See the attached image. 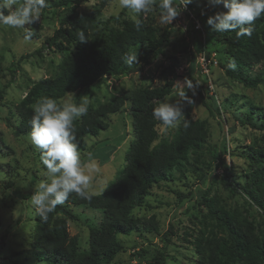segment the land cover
<instances>
[{"label": "rangeland", "instance_id": "obj_1", "mask_svg": "<svg viewBox=\"0 0 264 264\" xmlns=\"http://www.w3.org/2000/svg\"><path fill=\"white\" fill-rule=\"evenodd\" d=\"M52 1L41 11L40 19L31 25L34 35L29 41H23L22 30L0 25V91H3L0 101V264H52L31 247L38 214L31 205V195L39 181L45 179L39 152L28 133L20 137L13 133L19 123L18 104L29 88L41 79L53 77L60 62L69 55L55 48H43L45 39L59 28L65 14L58 6L64 0ZM175 3L180 14L172 23L160 22L158 8L141 16L155 26L158 33L166 26L171 27L169 43L161 56L136 72L104 77L90 88L74 93V97L65 95L60 100V103L64 100L81 103L87 99L88 109L96 108L134 88H159L172 81L171 93L162 102L173 103L183 114L187 112L193 119L208 123V143L198 170L174 172L169 180L151 186L148 196L140 200L131 213L140 223L139 230L129 236H116L123 252L111 264H144L160 252L166 255L164 264H198L193 240L210 230L212 221L207 215V205H213V200L224 209L238 208L257 221L264 219L242 194L225 190L220 182L221 161L230 168V179L239 181L248 168V161L242 156L245 147L264 149V132L243 122L246 111L251 108L264 110V82L254 90L247 89L227 78L220 68V63H227L229 59L223 55V47L213 45V31L206 20L216 12L227 11L223 5L210 6L206 0H198L185 8L183 0H175ZM122 10L118 0H88L77 8L81 15L95 16L100 21ZM191 14L199 21L202 31L195 30ZM132 15L126 9L123 18L133 20ZM204 54L217 62L207 75L197 63V58ZM20 57H24L23 60L17 68L13 67ZM11 70L15 71L13 77ZM259 73L264 75V62L252 66L246 75L253 77ZM129 107L126 103L123 112L108 117L107 130L83 140L82 161L87 163L91 155L96 164V171L87 173L92 176L90 194L103 193L125 166L124 155L133 140ZM177 127H158L160 138L170 141ZM189 160L192 168L195 164L191 158ZM69 209L79 220L67 222L68 233L76 237L79 250L85 251L89 230L99 227L102 212L83 205H70Z\"/></svg>", "mask_w": 264, "mask_h": 264}, {"label": "trees", "instance_id": "obj_2", "mask_svg": "<svg viewBox=\"0 0 264 264\" xmlns=\"http://www.w3.org/2000/svg\"><path fill=\"white\" fill-rule=\"evenodd\" d=\"M87 1L64 0L59 3L65 14L59 28L45 39L43 48H55L69 55L60 62L53 77L35 82L19 102V123L13 130L16 137L31 131L29 121L37 99L47 96L60 103L66 93L90 88L104 77L136 72L161 56L164 46L168 45L170 26L158 33L155 26L141 18L143 26L137 31L134 20L123 18L126 9L106 21L83 16L77 8ZM196 2L198 0H193V4ZM251 27V36L240 38L234 31H213V45L223 47V55L229 59L227 63H220L225 76L254 90L264 82V75L259 73L250 77L246 72L264 62V14ZM81 30L86 34V43L78 39L77 33ZM125 55L137 56L134 66L126 65ZM23 58L12 66L17 68ZM230 64L235 67H229ZM14 72L11 70L12 77ZM171 82L159 88L138 87L123 92L112 102L89 108L86 115L74 122L75 142L80 152L85 148L84 138L97 137L101 131L107 130L108 117L123 112L125 104L129 103L133 140L124 155V168L103 193L91 194L90 200L71 193L64 204L57 205L47 215V219L36 215L31 247L42 254L43 260L52 264H111L123 252L116 236H129L139 230L140 223L131 213L140 200L148 196L151 186L169 180L174 172L198 170L208 143L207 121L193 119L185 112L184 118L189 126L184 128L181 120L171 140L166 141L158 133L160 122L152 116L153 108L171 93ZM2 95L3 91H0V101ZM75 103L79 104V101ZM243 122L264 132V110L251 108L246 111ZM242 156L248 161V168L239 181L230 179V168L221 161V185L231 193L242 194L264 216V149L245 147ZM190 158L195 164L192 168L189 167ZM216 203L213 200V205H207V215L212 221L210 230L193 240L198 264H264V219L257 221L247 211L224 209ZM70 205L100 210L103 215L99 227L89 230L85 251L79 250L76 237L68 233L67 222L79 220L69 209ZM165 258L164 253H156L144 264H164Z\"/></svg>", "mask_w": 264, "mask_h": 264}, {"label": "clouds", "instance_id": "obj_3", "mask_svg": "<svg viewBox=\"0 0 264 264\" xmlns=\"http://www.w3.org/2000/svg\"><path fill=\"white\" fill-rule=\"evenodd\" d=\"M210 6L223 5L227 11H219L208 16L206 24L212 31L223 33L234 31L237 38L251 36L253 23L264 14V0H206ZM120 9H127L133 15L136 30L143 26L142 15H147L158 8L161 23H172L180 14L175 0H118ZM193 0H183V6ZM16 5L15 7H13ZM49 7L48 0H0V25L23 31V41H29L34 35L31 25L40 19L41 11ZM5 10H8L5 14ZM28 27H25V26ZM81 43L87 38L83 30L77 33ZM124 61L132 67L137 61L135 55H125ZM229 67L234 68V64ZM191 89L192 84L189 82ZM184 96V93H180ZM74 97V93H66ZM187 99V98H186ZM188 102L192 103L191 100ZM89 101L84 99L77 104L70 100L58 103L57 100L44 96L37 99L29 121L28 133L31 143L39 152L45 179L39 181L31 195V205L44 219L53 212L57 205L64 204L71 193L82 199H91L89 193L92 183L90 172L96 171L91 155L84 163L75 140L74 122L87 114ZM152 116L164 128H175L183 120V127L189 123L184 118L181 108L170 102H160L153 108Z\"/></svg>", "mask_w": 264, "mask_h": 264}, {"label": "built area", "instance_id": "obj_4", "mask_svg": "<svg viewBox=\"0 0 264 264\" xmlns=\"http://www.w3.org/2000/svg\"><path fill=\"white\" fill-rule=\"evenodd\" d=\"M190 19L192 23H194L195 30L202 31L201 25L199 21L194 17V15H190ZM197 63L200 68V70L207 75L210 72L211 67L217 66L216 60H213L212 57H209L208 54H204L202 56H199L197 58Z\"/></svg>", "mask_w": 264, "mask_h": 264}]
</instances>
